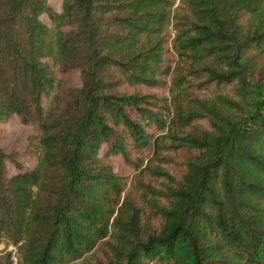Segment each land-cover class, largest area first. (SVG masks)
<instances>
[{"label":"trees","instance_id":"1","mask_svg":"<svg viewBox=\"0 0 264 264\" xmlns=\"http://www.w3.org/2000/svg\"><path fill=\"white\" fill-rule=\"evenodd\" d=\"M173 4L0 0V121L37 130L32 169L7 177L0 153V235L21 264H264V101L246 114L264 90V0H180L170 42ZM181 80L192 105L171 111ZM230 83L238 100L199 95ZM164 130L181 169L146 222L128 176Z\"/></svg>","mask_w":264,"mask_h":264},{"label":"rangeland","instance_id":"2","mask_svg":"<svg viewBox=\"0 0 264 264\" xmlns=\"http://www.w3.org/2000/svg\"><path fill=\"white\" fill-rule=\"evenodd\" d=\"M47 3L55 11H59L62 0H47ZM179 4L180 0H174V4L171 8L169 25L166 27L167 32L170 33V42L174 36V20H172V15L175 14V8L179 6ZM40 19L45 24L50 25V21L45 14L40 15ZM175 61H178V57L175 58ZM172 77L173 75L170 76V78ZM65 79L72 86L80 85V77L77 70L68 73ZM250 79L252 82H257L256 76H251ZM262 89L258 90L254 95L252 104L247 108L246 114L251 113L257 103L264 101V90ZM216 92L201 93L199 95L201 97L206 96V98L212 99L215 97V94H222L238 100V97H236L235 94L234 84L232 83L224 85ZM168 98L170 103L178 102L186 106L192 105L193 99L191 90L188 88L184 80H181L177 85L173 86V91L171 93L168 92ZM173 109L174 105L171 103V111H173ZM244 117L246 116H241V118ZM36 133L37 130L32 124L21 123L20 118L17 115H13L6 120L0 121V153L5 155L2 160L5 165V175L7 177L18 172L30 170L37 164V155L32 154L30 150H28L29 138ZM161 134L163 135V138L161 139L162 144L159 149L156 150V152H153L152 149L149 150L146 153L142 168L130 171L128 176V186L130 185L136 190L137 205L144 216L142 217V220L146 222L148 221L147 217H145L147 214L154 215L155 203L161 205L165 202L162 193L165 192L166 186L170 184L165 173L170 176H175L181 169V148L176 147L179 142L171 137L172 134H174L173 130H164L163 132L158 133V135ZM119 161V156L112 157L115 169L118 167ZM139 182H142V185H140ZM158 223V217H151L150 225L152 227H157ZM70 264H79V261ZM151 264H160V262L156 260Z\"/></svg>","mask_w":264,"mask_h":264},{"label":"built area","instance_id":"3","mask_svg":"<svg viewBox=\"0 0 264 264\" xmlns=\"http://www.w3.org/2000/svg\"><path fill=\"white\" fill-rule=\"evenodd\" d=\"M21 242H12L0 235V257L7 256L10 264H21Z\"/></svg>","mask_w":264,"mask_h":264}]
</instances>
